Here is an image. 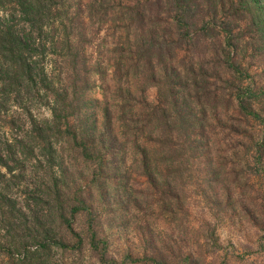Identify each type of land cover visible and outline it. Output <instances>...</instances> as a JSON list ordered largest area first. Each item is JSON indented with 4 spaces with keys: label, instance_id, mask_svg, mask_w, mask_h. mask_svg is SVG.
Wrapping results in <instances>:
<instances>
[{
    "label": "trees",
    "instance_id": "obj_1",
    "mask_svg": "<svg viewBox=\"0 0 264 264\" xmlns=\"http://www.w3.org/2000/svg\"><path fill=\"white\" fill-rule=\"evenodd\" d=\"M179 50L191 55L178 57ZM245 59L259 70L250 73ZM106 76V94L90 96ZM149 85L157 89L153 105L144 96ZM33 97L47 117L31 112ZM217 107L230 123L226 133L237 136L242 122L257 121L250 147L260 159L264 0H0V181H21L13 173L32 162L47 172L40 186L50 199L45 215L0 188V256L6 264H66L75 251L96 264H214L215 229L203 220L185 246V204L173 187L194 154L204 158L219 145L207 135ZM69 151L92 166L83 184L69 178L61 155ZM133 168L144 178L140 189L128 184ZM130 208L139 211L130 223L135 243L112 255L100 218L124 229ZM158 208L164 231L148 213Z\"/></svg>",
    "mask_w": 264,
    "mask_h": 264
},
{
    "label": "rangeland",
    "instance_id": "obj_2",
    "mask_svg": "<svg viewBox=\"0 0 264 264\" xmlns=\"http://www.w3.org/2000/svg\"><path fill=\"white\" fill-rule=\"evenodd\" d=\"M245 52L248 54L249 51ZM182 55L186 58L191 54H187L185 50H179L178 57ZM242 63L247 66L250 73L259 70L254 66L256 62L251 59L242 60ZM107 79L108 76L103 83L95 81L90 96L100 98L101 93H105L104 85L109 83ZM144 96L149 104H155L157 101L156 87L147 86ZM40 102L33 97L28 103L30 110L35 116L47 117L48 110ZM5 109L6 113L10 114L14 107L8 105ZM222 112L221 107L215 109L212 114L213 119H211L212 129L207 133L208 137L211 136V142L219 143V145L211 148L204 158L199 152L194 154V157L188 160L189 165L184 164V167H180L176 173L179 180L173 188L180 203L185 204L184 210H186L184 214L179 215L180 222L184 223V226L179 228L185 233L183 241L188 248L195 242L197 227L205 228L203 220L215 229L220 248L213 255L214 264H264V154L255 161L252 157V147H250L251 138L252 142L253 139L258 138L260 127L257 121L249 118L248 121L242 122V132L239 135L226 133L224 128H230V123L223 118ZM226 114L229 116L234 113L229 109ZM232 118H237V115ZM3 134L8 136L10 133L7 131ZM70 152L61 153L65 160L64 163L70 168L69 178L78 184H83L90 178L92 166L89 162H83L75 153ZM126 163H129L128 160ZM30 164L32 162H25L21 168L22 171L15 170L13 173L20 174L21 181L16 175L7 177V180L2 183L0 181V188L19 206L28 203L39 213L48 215L50 199L45 191L43 192L44 188L40 186L41 183L48 181L47 172L43 175L42 167L32 169ZM0 171L3 172V169L0 168ZM137 172L134 168L129 171L128 184L132 189L144 187V178ZM21 182L26 191L20 192ZM94 184V187L98 186L97 181ZM92 198H94L92 205L96 211L100 208L99 200L96 196ZM148 213L151 214V224L159 231H164L167 225L165 213H161L160 208L148 211ZM125 216L128 218V227L124 229L118 227L117 220L109 222L105 218H100V234L107 239L108 250L112 255L123 254L127 247H131V243H135L136 234L130 223L136 222L139 211L130 208ZM74 220V224L80 227V217L77 216ZM3 227L5 225L0 224V230ZM52 252L55 255L58 254L55 251ZM67 253L66 264H96L95 259L87 252L81 255L76 254L75 251ZM0 264H6L1 256Z\"/></svg>",
    "mask_w": 264,
    "mask_h": 264
}]
</instances>
